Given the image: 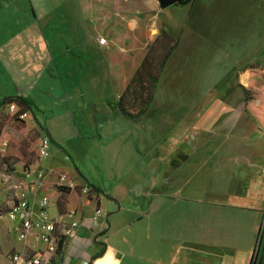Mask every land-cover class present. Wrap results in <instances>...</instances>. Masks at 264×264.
I'll list each match as a JSON object with an SVG mask.
<instances>
[{
	"label": "crops",
	"instance_id": "obj_1",
	"mask_svg": "<svg viewBox=\"0 0 264 264\" xmlns=\"http://www.w3.org/2000/svg\"><path fill=\"white\" fill-rule=\"evenodd\" d=\"M226 1L231 2L210 0L203 8H227ZM197 2L182 5L185 18L177 24L159 0H77L72 6L68 0H49V17L40 16L34 0H0V101L30 98L34 107L26 109L28 122L43 133L42 139L70 137L78 150L67 146L74 162L83 158L84 149L95 146L93 138L112 148L110 169L98 163L90 170L92 176L53 166L43 157L29 167L47 172L35 187L26 188L29 168L7 176L14 177L12 201L21 190L16 185L23 184L36 218L44 197L50 198L49 213L55 204L52 215H63L57 172L77 181L78 187L67 193L66 210L77 209L80 224L54 262L252 264L264 230V46L255 54L249 50L264 42L263 16L255 13L247 19L258 36L251 45L244 30L243 39L237 35L246 24L242 10L232 11L238 3L225 12H205L195 21ZM262 2L250 0L245 8L261 9ZM220 13L224 20L209 19ZM44 24L49 25L48 35ZM164 31L178 40L165 65L174 64V95L165 99L164 111L154 99L145 114L127 115L119 100L134 75L120 84L119 71L111 66L114 79L97 82L87 61L93 64L98 56L99 79L103 55H113L110 62L119 66L118 52H134L140 64ZM101 37L107 41L102 43ZM59 57L68 62L62 70L78 76L77 81L59 84V65H54ZM181 74L203 76L187 92L178 90L180 81L184 84ZM82 184L92 188L88 194L81 191ZM110 201L119 203V209ZM8 211L0 216L1 240L12 244L13 253L44 250L35 231L20 239L21 221L10 218ZM122 233L123 240L117 242ZM11 256L1 254L0 264H10Z\"/></svg>",
	"mask_w": 264,
	"mask_h": 264
},
{
	"label": "rangeland",
	"instance_id": "obj_2",
	"mask_svg": "<svg viewBox=\"0 0 264 264\" xmlns=\"http://www.w3.org/2000/svg\"><path fill=\"white\" fill-rule=\"evenodd\" d=\"M80 1L91 2L92 0H80ZM208 1L210 0H199V2H197V5L193 10L192 20L195 19V21H197L198 18H204L205 12L208 16L211 14L217 13V12H225L231 8V5L233 3H238L237 5L238 9L233 8L232 11L239 12V10H242L240 12L241 18H243V20H245V23H246L245 25H242L241 28L238 29V34H237L238 38L240 39L241 37L243 39L244 33L240 32V29H241V30H244L245 39L249 44L253 45L257 41L258 36L254 32V28L252 26L253 24H247V19L255 13L257 14V17L259 16V14L263 16L262 17V22H263L262 30L264 34V0L262 2V8L260 9L259 7L256 10H250L249 7L245 8L246 2L250 0H230L231 2L229 3H227V1L224 2L225 4L229 5V7L227 8H224L223 6H221V7H217L215 10L213 8L204 9L203 3L205 4ZM34 2L36 3L38 13L40 14V16L43 17L45 15V17L46 16L49 17V11H50L49 0H34ZM55 2L67 3V0H55ZM68 2L71 3L70 6H72V4L76 3L77 0H68ZM168 8H171V9H168ZM182 8L183 6L179 5L178 3L167 7V10H168L167 13L172 15L173 19H175V22L177 24L182 23L185 18L184 14H182L183 10L185 9H182ZM163 18H164V15H161V20H163ZM212 18H215L218 21L225 19V17L221 13L219 14V16L215 15V17H211L209 19H212ZM44 20L46 19H42V21ZM195 23L199 24L200 22H195ZM43 28L48 35L49 25L44 24ZM155 32L156 31L154 30L153 34ZM122 43L124 45V42ZM126 46H129V45H126ZM262 46H264V42H262V44L259 45V47H251L249 52L251 54H255L259 51V49H261ZM135 55L136 54L134 52H130V53H126L124 51L118 52L117 61L120 62V63L118 62L119 66L116 63H113L112 61L110 62L109 60L110 57L114 59L113 55H110V54L105 55V56L103 55V57H101V63H100L101 72H102L101 78H100L101 80L99 79V75H98V68H99L98 56H96L95 59L91 60L94 66L93 64L88 63L89 61H87L86 67H87V70H90L92 73H95L94 75H96L97 77L96 78L97 82L106 83V82H110V80H113L114 76L116 75V74L115 75L112 74V71H110V67L112 66L114 68V72L115 70L119 71L117 77H118V81L120 82V84H122V83H126L130 81V79L132 78V75H134L133 73L137 71V69L139 68L141 64V63L138 64L140 60H137L138 58ZM246 59H249V58H246ZM133 60L137 62L136 65L132 64ZM262 60H263L262 64H264V57ZM55 61L56 62L54 63V65L58 64L59 69H60L59 70L60 74L57 75L60 85L65 84L67 81H77L78 76H75L74 74L67 75L66 72L62 70V67L68 64L66 60H64L62 57H59ZM174 73H175L174 64L171 63L170 65L165 67V69L163 70L161 74L160 80L157 84L154 102L155 104L156 102H160L161 109H163V103L165 99L173 97L174 90H176L175 89L176 83L174 82V76H175ZM204 75L216 76L217 74L205 73ZM197 76H203V74H187V75L181 74V77L184 80V84L180 81L178 90L192 92L195 85L196 86L200 85V83H198V81L196 80ZM84 78H86V76L82 77V79ZM262 81H264V75L262 77ZM260 91L261 93H264V89H260ZM250 92L253 93V90H250ZM164 110L165 109H163V111ZM28 119L30 118L28 117L27 119H22L18 117L17 115L10 113L8 108L6 109L4 107L0 109V152L2 155V158H0V193H1L0 216L6 214V212L9 210L10 203L12 199L14 198L15 187H9L10 185L14 183L13 182L14 177L12 179L11 178L7 179V176L8 175L18 176V174H23V171L25 169L33 165H37V164L39 165L42 162L41 156L39 155V149H40L43 133L37 127H32V125L28 122ZM170 119H173L172 116L170 117ZM54 139H50L49 155L45 157L46 159H49V162L53 166L63 167V169L65 170L68 169L71 172L74 171L78 173L79 172L80 173H90V170L94 171L96 169V167L98 166V163H100L101 166H103L106 169H110L113 163V160L111 158L112 148L107 141L101 142L99 138H93L95 142V146H93V144L90 147L88 146V151L84 149L85 151L83 154V158H81V160H79L77 163V162H74L75 161L74 155L70 152L68 148L70 147V149L73 152L78 153V150L72 148L71 146L72 140L70 139V137L66 141H63L60 138L59 140H56V139L54 140ZM97 149H99V151H96ZM102 155H105V158ZM3 157H6L7 159ZM97 158L99 159V162ZM60 173H65V172H57V176ZM36 175H37V172H36V169L34 168V170L32 171L31 177L36 178ZM89 176H92V174L90 173ZM110 202H112L111 203L112 205L115 204L113 209L115 210L119 209V206H120L119 203H116V202L113 203V201H110ZM50 206H51V209L49 211L51 214H54V212L56 211V206L55 204H52ZM105 207L106 205H104V208ZM9 220L10 219H7L6 221L9 222L10 224L11 221ZM15 238H18V237L16 236ZM116 238H117V242H121L123 240V233L118 234ZM0 241L3 242L4 240H1L0 238ZM3 246H4L5 252L0 242V255L2 254L4 257L8 258L13 253V249H11L12 244H9L8 242H3Z\"/></svg>",
	"mask_w": 264,
	"mask_h": 264
},
{
	"label": "built area",
	"instance_id": "obj_3",
	"mask_svg": "<svg viewBox=\"0 0 264 264\" xmlns=\"http://www.w3.org/2000/svg\"><path fill=\"white\" fill-rule=\"evenodd\" d=\"M100 41L104 43L107 41V38L101 37ZM7 107L10 113L22 119H26L29 116V111L22 110L16 102L8 104ZM49 146L50 139L44 137L39 149L41 157L45 158L49 155ZM33 170V168H29L25 171V175L29 180L26 184L28 190L31 187H35L47 174L44 169H38L36 170V178H32ZM57 178V186H66L71 189L78 187L77 181L66 173L58 174ZM16 188H21V190L16 193L17 200L12 203L8 216L12 219H20L21 223L18 227L20 239L26 240L35 231L37 239L45 244V249L33 254L28 249L17 250L11 256L10 264H58L54 262L53 257L58 255L60 241L64 240L67 243L69 238L75 236V231L80 224V220L77 218V209L68 210L63 215L55 217L47 210L50 198L44 197L40 202L42 210L39 217L36 218L28 199V190L24 189L23 184H17ZM91 189L87 184L81 185V191L84 194H88ZM101 213L102 209L97 208L96 214L100 215ZM59 227H61L60 231Z\"/></svg>",
	"mask_w": 264,
	"mask_h": 264
},
{
	"label": "trees",
	"instance_id": "obj_4",
	"mask_svg": "<svg viewBox=\"0 0 264 264\" xmlns=\"http://www.w3.org/2000/svg\"><path fill=\"white\" fill-rule=\"evenodd\" d=\"M193 1L194 0H178L177 3L186 5ZM177 44L178 40L174 39L164 31L162 37L157 39V41L150 47L146 56L142 60L141 65L135 72L131 82L119 100V106L125 114L141 116L150 109L155 99L156 88L161 74ZM12 102H16L22 110H26L27 108L33 109L32 100L22 95L11 96L6 100L0 101V109L6 107ZM131 109L136 110V112H133ZM50 139L54 138L50 136ZM0 158H2L1 152ZM3 158L7 159L6 157ZM57 187L59 191H61V196L58 200L59 209L61 213L64 214L67 212V193L71 188L66 186ZM92 187L93 189L99 190L96 186L92 185ZM65 246L66 241L61 240L59 243L58 254H62ZM252 264H264V230L257 248V255L253 257Z\"/></svg>",
	"mask_w": 264,
	"mask_h": 264
},
{
	"label": "water",
	"instance_id": "obj_5",
	"mask_svg": "<svg viewBox=\"0 0 264 264\" xmlns=\"http://www.w3.org/2000/svg\"><path fill=\"white\" fill-rule=\"evenodd\" d=\"M162 7H168L172 4H175L178 2V0H159ZM257 255V252L255 253V256Z\"/></svg>",
	"mask_w": 264,
	"mask_h": 264
},
{
	"label": "flooded vegetation",
	"instance_id": "obj_6",
	"mask_svg": "<svg viewBox=\"0 0 264 264\" xmlns=\"http://www.w3.org/2000/svg\"><path fill=\"white\" fill-rule=\"evenodd\" d=\"M6 99H8V98H6ZM6 99H4V100H6ZM2 101V100H1Z\"/></svg>",
	"mask_w": 264,
	"mask_h": 264
}]
</instances>
